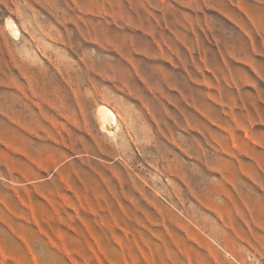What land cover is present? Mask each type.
I'll return each instance as SVG.
<instances>
[{
	"label": "rangeland",
	"instance_id": "obj_1",
	"mask_svg": "<svg viewBox=\"0 0 264 264\" xmlns=\"http://www.w3.org/2000/svg\"><path fill=\"white\" fill-rule=\"evenodd\" d=\"M0 264H264V0H0Z\"/></svg>",
	"mask_w": 264,
	"mask_h": 264
},
{
	"label": "bare ground",
	"instance_id": "obj_2",
	"mask_svg": "<svg viewBox=\"0 0 264 264\" xmlns=\"http://www.w3.org/2000/svg\"><path fill=\"white\" fill-rule=\"evenodd\" d=\"M99 117H100V120L102 121L103 128L106 129V130H107V126L109 125V121L110 120H115L114 113L110 109H108L106 107H102L99 110ZM112 122H111V124H112Z\"/></svg>",
	"mask_w": 264,
	"mask_h": 264
}]
</instances>
